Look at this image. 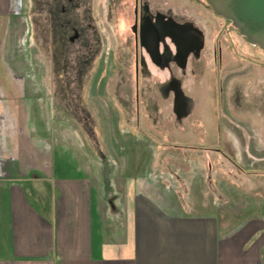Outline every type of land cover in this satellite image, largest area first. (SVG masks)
<instances>
[{
  "label": "rangeland",
  "instance_id": "rangeland-1",
  "mask_svg": "<svg viewBox=\"0 0 264 264\" xmlns=\"http://www.w3.org/2000/svg\"><path fill=\"white\" fill-rule=\"evenodd\" d=\"M33 1L21 0L20 13L14 17L9 45L12 64L42 103L54 137L90 158L88 166L108 195H114L117 185L123 186L124 177L152 171L141 163L142 158L148 159L145 141L151 152L153 146L161 147L160 153L168 159L165 168L186 179L189 188L181 187L189 189L187 200L211 202L225 212L227 193L235 189L237 195L241 187L246 202L256 204L250 195L264 194V174L241 173L224 153L244 160L245 169L264 170V50L216 16L205 0H92L93 30L87 40L91 47L74 44L68 51L72 62L73 55L86 51L85 78L79 86L70 82L66 88L49 37L38 30L31 13ZM137 6L150 14L153 30L154 24L160 30L156 44L162 63L136 45ZM85 8L77 10L83 19ZM177 34L185 44H192L191 34L198 37L194 38L198 46L184 56L188 63L179 56ZM77 36L73 33L72 39ZM172 77L180 78V83ZM172 89L175 113L170 105ZM80 105L86 110L84 117ZM141 129L152 135H141ZM201 142L220 149L219 158L213 157L214 149H198L204 145ZM211 159L217 162L211 164ZM162 165H158L161 170ZM206 173L212 179L200 180Z\"/></svg>",
  "mask_w": 264,
  "mask_h": 264
},
{
  "label": "crops",
  "instance_id": "crops-1",
  "mask_svg": "<svg viewBox=\"0 0 264 264\" xmlns=\"http://www.w3.org/2000/svg\"><path fill=\"white\" fill-rule=\"evenodd\" d=\"M20 1L0 0V264H264L261 192L248 193L252 206L246 190L237 187V198L232 189L225 212L187 200L186 179L153 146L141 160L152 171L108 195L90 158L54 137L9 56Z\"/></svg>",
  "mask_w": 264,
  "mask_h": 264
},
{
  "label": "trees",
  "instance_id": "trees-1",
  "mask_svg": "<svg viewBox=\"0 0 264 264\" xmlns=\"http://www.w3.org/2000/svg\"><path fill=\"white\" fill-rule=\"evenodd\" d=\"M205 3L208 5L209 9L212 10L211 6L207 3L206 0H205ZM81 6L86 7L85 8V16L87 14L86 16L87 18L85 17L86 19H83V16L79 17V14L77 13L78 8ZM90 6L92 7V0H34L33 1V9L31 10V13L35 15V19L38 24L37 26L38 30H41V31L44 30L45 33L49 37V45H51L50 47L52 48L53 59H55V63L59 67L58 71L64 73L63 78L66 83V88L70 82H73L74 84L75 82H77V85L79 86V84H81L85 78L86 51H84L85 55L81 54L83 50L80 51L79 56L73 55V57H75L73 62L71 61V58L68 59V55H69L68 51L74 44H79V46L80 44H82V46H85V47L88 45V42H87V40L89 39L88 32L90 30H93L92 29L93 18H92ZM86 10H87V13H86ZM216 16L219 17V15H216ZM220 18H223L224 20L232 24L230 20H227L226 18L222 16H220ZM73 33L75 34L77 33L78 35L77 38L74 40L72 39ZM243 38L246 39V37L244 36ZM95 43L97 46L96 45L94 46L98 47L99 46L98 41H95ZM91 44L92 43H89L88 48L91 47L90 46ZM57 48H60V52H59V49ZM197 58L198 57H196V59ZM185 61L188 63L187 59ZM172 79L175 81L178 80V82L180 81V78L178 77H172ZM68 92H71V90H69ZM171 92H173L174 96L172 95V102L170 105H171V110L173 108V113H175L173 103H174L176 91L172 89ZM83 108L84 107L80 105L78 108V111H80L82 115L84 114L86 116V110L84 111ZM85 119L83 118L81 119V121H84ZM140 127H142L141 124H140ZM89 132L92 133L91 130H89ZM139 133L141 135H147V133L152 135V133L144 129H141ZM238 135H241V133L238 132ZM172 145L185 147V145L183 144L182 145L172 144ZM143 146L146 147L147 149L146 156L150 158L153 152V151L151 152L152 150L151 146H149L148 143H145V141H144ZM196 147L198 149L200 148L199 146H196ZM148 148H150L151 150ZM150 152L151 154L149 156L148 154ZM224 154H225V158L231 161L230 164L234 162V165H237V167L240 169V172L243 174L248 175V174H253V173L254 174L264 173V170H258L257 168L254 169V168L248 167L245 169L242 167L240 163L234 160L230 155L228 156L226 153Z\"/></svg>",
  "mask_w": 264,
  "mask_h": 264
},
{
  "label": "water",
  "instance_id": "water-1",
  "mask_svg": "<svg viewBox=\"0 0 264 264\" xmlns=\"http://www.w3.org/2000/svg\"><path fill=\"white\" fill-rule=\"evenodd\" d=\"M215 14L230 20L252 45L264 50V0H206ZM147 48L154 60L159 48Z\"/></svg>",
  "mask_w": 264,
  "mask_h": 264
},
{
  "label": "flooded vegetation",
  "instance_id": "flooded-vegetation-1",
  "mask_svg": "<svg viewBox=\"0 0 264 264\" xmlns=\"http://www.w3.org/2000/svg\"><path fill=\"white\" fill-rule=\"evenodd\" d=\"M138 5H139V2H138ZM136 10H135V23L133 26L136 45H137V47L139 45V47L142 46L146 49L147 48H153L155 46L154 42L156 43L158 38H159L158 34L160 33V30L158 29V27L155 24H154V26L156 28V31H155V29L153 30V28H152L153 23H151V17H150V14L148 13V11H144L139 6H137ZM177 35L175 36V41H176V45L179 48L178 49L179 50L178 51L179 56H180V58L185 59L184 56L186 55V53L192 52L194 50V47L198 46L197 42L194 41V38H198V37L195 34H193V35L191 34L190 37L192 39V44H190V43L185 44L182 41V36H180V35L177 36ZM157 46H158V44H157ZM154 61L156 63H158V62L162 63L163 57L161 58V56L158 55V56H156Z\"/></svg>",
  "mask_w": 264,
  "mask_h": 264
}]
</instances>
